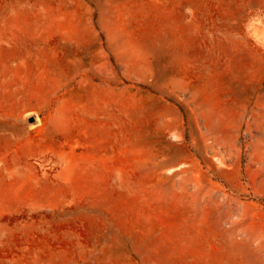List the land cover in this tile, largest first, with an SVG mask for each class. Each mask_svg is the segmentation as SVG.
I'll return each instance as SVG.
<instances>
[{"label": "rangeland", "instance_id": "1", "mask_svg": "<svg viewBox=\"0 0 264 264\" xmlns=\"http://www.w3.org/2000/svg\"><path fill=\"white\" fill-rule=\"evenodd\" d=\"M0 264H264V0H0Z\"/></svg>", "mask_w": 264, "mask_h": 264}, {"label": "crops", "instance_id": "2", "mask_svg": "<svg viewBox=\"0 0 264 264\" xmlns=\"http://www.w3.org/2000/svg\"><path fill=\"white\" fill-rule=\"evenodd\" d=\"M12 128H13V126H11ZM14 129V131L12 132V133H17V130H15L16 128H13Z\"/></svg>", "mask_w": 264, "mask_h": 264}, {"label": "bare ground", "instance_id": "3", "mask_svg": "<svg viewBox=\"0 0 264 264\" xmlns=\"http://www.w3.org/2000/svg\"><path fill=\"white\" fill-rule=\"evenodd\" d=\"M39 122V121H38Z\"/></svg>", "mask_w": 264, "mask_h": 264}]
</instances>
